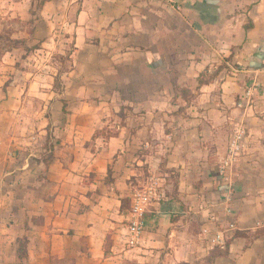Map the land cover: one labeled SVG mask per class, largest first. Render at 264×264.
<instances>
[{
    "label": "crops",
    "instance_id": "1",
    "mask_svg": "<svg viewBox=\"0 0 264 264\" xmlns=\"http://www.w3.org/2000/svg\"><path fill=\"white\" fill-rule=\"evenodd\" d=\"M38 16L31 38L62 62H0V264H264V0H45ZM154 178L164 196L129 244Z\"/></svg>",
    "mask_w": 264,
    "mask_h": 264
},
{
    "label": "rangeland",
    "instance_id": "2",
    "mask_svg": "<svg viewBox=\"0 0 264 264\" xmlns=\"http://www.w3.org/2000/svg\"><path fill=\"white\" fill-rule=\"evenodd\" d=\"M16 1L18 3L19 0ZM20 1L23 5L24 2H28L29 0ZM31 1L32 3H36L34 5L38 6L39 0ZM11 3V0H3L2 3H0V62L7 67L13 66L16 69L20 68L19 70H24V65H26L28 67H31L30 69H32V72L36 71V73L47 71L45 69L49 67V71L56 73L57 62H62V59H59L58 55L55 53L53 55L50 54L47 57L44 51H42L41 42L32 39V34L30 35V30L32 29L31 25L33 26L35 21L39 19L37 8L36 10H29L28 12L24 7L23 10H15L13 9L14 3ZM25 6L27 7L28 3H26ZM4 8L6 11L4 10ZM26 34L28 35V37L25 39ZM9 51L16 52L17 57L11 59L8 54L4 55ZM2 61H11L13 62V64L11 65ZM4 71V74H2L4 76L3 80L12 76V73H10V69H6ZM57 80L55 81L56 86H58ZM58 82L60 83L59 80ZM145 178L148 177L146 176ZM163 183L164 181L158 180V178L157 180L156 178H154V181L149 179L148 181H145V183H143L141 190L143 192H146V189L150 184H153L158 189H164ZM161 193L162 194H160V197L162 198L164 195L162 191Z\"/></svg>",
    "mask_w": 264,
    "mask_h": 264
},
{
    "label": "built area",
    "instance_id": "3",
    "mask_svg": "<svg viewBox=\"0 0 264 264\" xmlns=\"http://www.w3.org/2000/svg\"><path fill=\"white\" fill-rule=\"evenodd\" d=\"M154 180V179H153ZM155 183V182H154ZM161 190L155 187L153 184H150L146 192L138 191L134 194V202L131 206L130 220H129V230L132 234V237L128 241L129 244H133L136 241V238L140 235L144 225H145V218L144 214L148 210V206L152 201H159ZM230 229H234V224L231 223L229 225ZM255 228H264V220H260L256 222ZM212 241L221 247H224L226 243V238L223 235L222 231H217L213 235Z\"/></svg>",
    "mask_w": 264,
    "mask_h": 264
},
{
    "label": "trees",
    "instance_id": "4",
    "mask_svg": "<svg viewBox=\"0 0 264 264\" xmlns=\"http://www.w3.org/2000/svg\"><path fill=\"white\" fill-rule=\"evenodd\" d=\"M44 1L45 0H42L40 3H38L37 10H39V8L42 6V3ZM31 34H32V31L30 32V35ZM200 82H201V80H200ZM122 203H123L124 209H126L128 207V199H124L122 201ZM25 246H26V239H25V237H22V238L18 239V248H17L18 258H22L26 254L25 253Z\"/></svg>",
    "mask_w": 264,
    "mask_h": 264
}]
</instances>
